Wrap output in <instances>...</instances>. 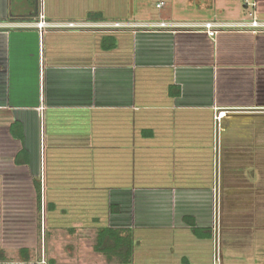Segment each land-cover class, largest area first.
<instances>
[{"label": "crops", "instance_id": "obj_1", "mask_svg": "<svg viewBox=\"0 0 264 264\" xmlns=\"http://www.w3.org/2000/svg\"><path fill=\"white\" fill-rule=\"evenodd\" d=\"M246 1L158 0L168 9L153 16L127 0L110 16L49 0L51 25H80L41 33L36 3L0 0V164L25 167L15 162L25 149L33 182L46 170L43 198L58 206L49 216L95 238L130 234L131 264H213L216 183L228 230L253 234L230 218L264 216V34L235 27ZM206 23L222 27L211 36Z\"/></svg>", "mask_w": 264, "mask_h": 264}, {"label": "rangeland", "instance_id": "obj_2", "mask_svg": "<svg viewBox=\"0 0 264 264\" xmlns=\"http://www.w3.org/2000/svg\"><path fill=\"white\" fill-rule=\"evenodd\" d=\"M65 1H72V6H81L82 9H85L86 6L88 8L95 6L99 10L104 9L112 16L121 10L125 11L122 9V2L127 0H121L120 3L117 0H60L61 3ZM129 1L132 2L135 9L137 8L138 12L143 8L151 9L153 16L165 14L168 9L158 11L155 5L158 0ZM183 1L185 2V0ZM43 3L46 10L49 0H43ZM81 8L68 9V11L62 9L60 12L70 15V13H74L73 11L80 12ZM56 127L55 123L53 129ZM229 165L232 167L234 164ZM35 166L36 164H32L33 169ZM258 166L264 168V164H258ZM29 168L27 166L16 167L9 160L0 164V264H24L21 262L19 254V250L22 248L29 250L30 262L26 264H51L50 260L54 261V264H105V260L101 259V256L93 250L96 238L95 233L93 234L90 229L79 227V224H71L70 229L64 220L55 221L52 219L46 212L47 196L42 199L41 212L37 210L34 178ZM44 170V166L41 167L39 175L41 184H43L44 178H47L46 170ZM36 178L38 179V176ZM258 187L261 188L262 185L259 184ZM45 193L48 194L47 183L43 197ZM216 195L217 230L213 239V264L215 262L216 264H264L262 207L257 222L255 217L251 216L249 218H245V216L230 218L232 224L234 221L241 224L243 222V225H247L248 233L253 232V234L248 235L243 231L228 230L229 226L225 225L226 219L223 216L224 195L221 181L217 183ZM257 199L260 201L259 205L263 203L264 193L262 192ZM245 220L247 221L245 222ZM72 228L76 229L72 231Z\"/></svg>", "mask_w": 264, "mask_h": 264}, {"label": "trees", "instance_id": "obj_3", "mask_svg": "<svg viewBox=\"0 0 264 264\" xmlns=\"http://www.w3.org/2000/svg\"><path fill=\"white\" fill-rule=\"evenodd\" d=\"M36 6L34 13L37 14V17L39 16V1L35 0ZM89 19H98L103 20V15L101 13H91L88 16ZM23 125L19 121H15L11 125V133L14 138H17L19 140H23ZM28 159V153L25 149L20 151L16 158L15 162L17 166H30V164H21L23 161H27ZM35 191H36V200H37V207L38 211L41 212L42 210V199H43V193L42 190L43 186L41 184V181L35 180L33 182ZM217 186L214 185V189H212V194L214 195L215 188ZM45 187V185H44ZM62 192L61 194H63ZM64 195V194H63ZM63 197V196H62ZM47 207L48 210L55 211L57 210V204H55L54 200H47ZM214 210V196H213V213ZM189 222L190 219H188ZM192 223V222H191ZM191 225V224H190ZM214 237L213 227L211 228V234L210 236ZM95 252L99 254H103L107 257L109 261L118 260L119 264H131V259L133 256V240L132 236L130 234H126L125 236L122 234V232L118 229L114 228H103L99 231L96 238V244L94 246ZM21 254L24 255V258L28 260V251L27 250H21Z\"/></svg>", "mask_w": 264, "mask_h": 264}, {"label": "built area", "instance_id": "obj_4", "mask_svg": "<svg viewBox=\"0 0 264 264\" xmlns=\"http://www.w3.org/2000/svg\"><path fill=\"white\" fill-rule=\"evenodd\" d=\"M164 2H160L157 7L162 8L164 7ZM245 5L248 9V18L240 23H236L235 27L240 30H246L250 31L252 33L258 34L262 33L264 34V21H262L258 15V1L257 0H248L245 2ZM39 16H38V21L36 23V28L39 29V31L42 33L47 27L49 26H55L56 28H65V29H76L79 27L80 24H77L76 22H68L65 24H50L47 21V15L44 7L43 0H39ZM156 27H161V28H166L169 26L167 23H161L157 25H153ZM104 28L107 29H118V28H124L125 24L122 23H113V24H104ZM207 32L211 35L214 36L219 32V28L222 27L221 25H214L213 23H206L202 25ZM225 114L223 112L219 113L217 116V121H220L222 117ZM216 190L217 186L214 191V215H215V220H214V225H213V232H214V238L216 235V230H217V195H216ZM216 264V262H215Z\"/></svg>", "mask_w": 264, "mask_h": 264}, {"label": "water", "instance_id": "obj_5", "mask_svg": "<svg viewBox=\"0 0 264 264\" xmlns=\"http://www.w3.org/2000/svg\"><path fill=\"white\" fill-rule=\"evenodd\" d=\"M30 2L32 3V5H34V3H35V0H30Z\"/></svg>", "mask_w": 264, "mask_h": 264}]
</instances>
